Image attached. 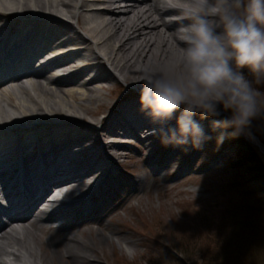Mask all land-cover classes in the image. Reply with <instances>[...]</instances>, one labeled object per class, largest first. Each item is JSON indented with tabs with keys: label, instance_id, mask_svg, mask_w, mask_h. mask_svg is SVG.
Returning a JSON list of instances; mask_svg holds the SVG:
<instances>
[{
	"label": "bare ground",
	"instance_id": "obj_1",
	"mask_svg": "<svg viewBox=\"0 0 264 264\" xmlns=\"http://www.w3.org/2000/svg\"><path fill=\"white\" fill-rule=\"evenodd\" d=\"M178 16L162 12L160 0H0V128H8L0 130V170L21 165L9 167L0 183V199L9 198L15 212L0 224V264L96 262L93 243L79 237L85 229L68 233L63 244L50 240V249L42 234L55 221L63 230L98 221L109 207L105 192L120 189L109 183L116 153L160 123L141 111L140 77L146 66L159 70L177 60L183 45L176 29L188 21L165 17ZM122 82L137 88L138 99L111 103L105 93L111 99ZM109 108L116 109L101 118ZM154 135L143 138L150 165L162 151L149 143ZM65 198L73 202L64 205ZM104 229H97L100 245L112 240Z\"/></svg>",
	"mask_w": 264,
	"mask_h": 264
},
{
	"label": "rangeland",
	"instance_id": "obj_2",
	"mask_svg": "<svg viewBox=\"0 0 264 264\" xmlns=\"http://www.w3.org/2000/svg\"><path fill=\"white\" fill-rule=\"evenodd\" d=\"M241 71L246 79L254 81L249 68ZM258 87L264 91V86ZM137 92L135 86L122 82L111 99L109 92L105 95L111 103H116L136 101ZM115 109H110L108 114L102 113L100 117L112 115ZM182 111L183 108L177 110L172 119L166 122L170 125L169 129L178 131V125L171 127V124L177 122ZM220 112V116L204 120L199 114L193 117L200 123L205 135L211 137L199 149L193 147L191 142L185 146H165L161 142L163 134L154 136L149 143L154 144L156 149L162 148L154 158L159 164L150 165L145 161L148 151L143 138L150 136L153 130L147 129L139 133V137L130 139L131 147L116 153L117 164L114 176L109 181L120 186V189L105 192L112 194V201L108 208L98 212L100 219L85 221L84 224L75 221L70 230L60 228L58 221L53 222L50 227L54 229L42 234L43 248H48L52 239L63 244L68 233L85 229L79 232V237L93 243V259L96 261L93 264H202L200 252L206 249L211 254L216 245V228L225 212V204L239 194V190L231 191L227 186V179L231 178L233 172L230 166L238 158L237 146L233 138L227 135L233 129L214 131L212 128L213 120L231 116V112H224L222 106ZM254 125L253 130H257L260 122L254 121ZM222 131L225 132V139L218 146ZM240 136L264 160L263 150L244 134ZM109 141L119 140L111 138ZM120 141L125 143L124 140ZM173 151H177L176 155L164 161ZM97 200L95 198L93 203ZM75 214L69 212L70 218H74ZM99 227L105 228L103 233L112 237L111 242L100 245L95 240ZM48 255L52 257L50 251ZM248 257H239L236 252L233 261L251 264ZM253 260L252 264H264L263 248L256 251ZM56 264H59L58 260Z\"/></svg>",
	"mask_w": 264,
	"mask_h": 264
},
{
	"label": "clouds",
	"instance_id": "obj_3",
	"mask_svg": "<svg viewBox=\"0 0 264 264\" xmlns=\"http://www.w3.org/2000/svg\"><path fill=\"white\" fill-rule=\"evenodd\" d=\"M161 11H176L188 21L176 29L183 47L176 61L159 70L144 67L140 80L141 111L154 122L178 117V131L169 129L162 135L165 146H185L191 142L199 149L206 136L193 119L201 120L231 112L230 117L213 120V130L233 129L228 136L264 133V0H160ZM249 68L254 81L245 78L241 69ZM225 132L218 137V146ZM187 150V149H185Z\"/></svg>",
	"mask_w": 264,
	"mask_h": 264
},
{
	"label": "trees",
	"instance_id": "obj_4",
	"mask_svg": "<svg viewBox=\"0 0 264 264\" xmlns=\"http://www.w3.org/2000/svg\"><path fill=\"white\" fill-rule=\"evenodd\" d=\"M252 132L264 144V133ZM233 140L238 158L230 166L233 172L227 186L239 194L225 204L216 228V245L211 254L206 249L200 252L202 264H240L233 261L236 252L239 257L249 256L252 264L256 251L264 249V160L243 136Z\"/></svg>",
	"mask_w": 264,
	"mask_h": 264
},
{
	"label": "water",
	"instance_id": "obj_5",
	"mask_svg": "<svg viewBox=\"0 0 264 264\" xmlns=\"http://www.w3.org/2000/svg\"><path fill=\"white\" fill-rule=\"evenodd\" d=\"M249 137V136H248ZM250 138V140H253V141H257V142H259V144H260V148H262V150H263V152H264V145H262V143L260 142V140L258 139V137H256L254 134L251 136V137H249Z\"/></svg>",
	"mask_w": 264,
	"mask_h": 264
}]
</instances>
